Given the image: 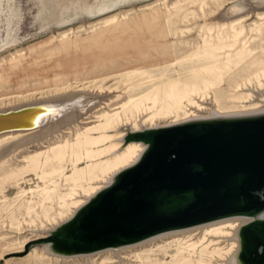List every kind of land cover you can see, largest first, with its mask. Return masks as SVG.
I'll return each instance as SVG.
<instances>
[{"label": "rangeland", "instance_id": "374dc122", "mask_svg": "<svg viewBox=\"0 0 264 264\" xmlns=\"http://www.w3.org/2000/svg\"><path fill=\"white\" fill-rule=\"evenodd\" d=\"M262 91L264 0H0V109L112 98L53 139L0 137V264H226L234 243L200 244L204 231L69 259L41 243L122 170L127 132L254 107Z\"/></svg>", "mask_w": 264, "mask_h": 264}, {"label": "water", "instance_id": "95a60500", "mask_svg": "<svg viewBox=\"0 0 264 264\" xmlns=\"http://www.w3.org/2000/svg\"><path fill=\"white\" fill-rule=\"evenodd\" d=\"M124 176L99 195L89 237L114 230L138 240L202 218L252 212L264 204V120L168 129Z\"/></svg>", "mask_w": 264, "mask_h": 264}, {"label": "bare ground", "instance_id": "6f19581e", "mask_svg": "<svg viewBox=\"0 0 264 264\" xmlns=\"http://www.w3.org/2000/svg\"><path fill=\"white\" fill-rule=\"evenodd\" d=\"M78 96V94H71L50 100H36L33 102H25L24 104L22 102L20 105L16 104L17 106L13 105L12 107L0 109V137L9 134L17 135L15 138L19 140L21 146L22 144L25 146L31 142H38L44 139H53L55 134L59 132L62 134L64 128L72 127L78 123L81 118L87 115V113L94 109L102 108L112 99L108 96L100 98L91 96V99L89 96H86L89 98L85 100L86 98H80ZM257 97L260 99V103L247 109L234 110L228 112V114H221L222 112L219 110L212 109L208 111V116L193 117L186 123L127 132L123 135V141L127 145V148L124 152H120V154L116 156L113 166L116 170L117 166L122 168V170H117V173L111 175L112 177L107 181L104 188L91 190L93 193L86 196V203L77 209L74 216L50 231L51 238L49 241L41 243L44 246L41 250L51 257L56 258L69 259L80 256L88 257L90 254H96L98 252L100 254L106 251L119 253V251L124 248L137 246L151 240L155 241L165 236L189 233L190 231H204L205 233L200 244H203L207 236L211 235H219L227 241L234 243L236 251L226 264H264L263 203L252 212L247 210L245 213H233L209 219L202 218L195 223L159 230L138 240H131L114 230L102 233L99 238H91L87 234V230L90 228L87 222L91 217V210L101 200L98 198L99 195L116 183H124V179L126 178L124 175L144 163L149 147L151 144L156 143L159 138L164 135L165 131L189 124L218 126L225 122L264 120V91L259 93ZM241 98L247 100L248 95L235 98L233 101L238 102ZM66 102L71 105V107L76 106L74 107L75 109L71 108L72 110H64L67 106L65 105L67 104ZM76 108H78V110H76ZM57 115L61 119L56 120L55 117ZM116 150H119L118 146H116ZM139 151L141 155L138 154ZM131 158H134V161L136 159V162L129 166L128 160ZM97 198L99 200H97ZM226 228H229L231 232H225L224 229ZM197 246L199 245H193L192 249L194 250Z\"/></svg>", "mask_w": 264, "mask_h": 264}]
</instances>
